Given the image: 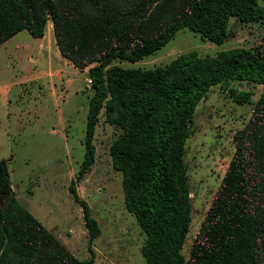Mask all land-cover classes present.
<instances>
[{"label": "trees", "instance_id": "obj_1", "mask_svg": "<svg viewBox=\"0 0 264 264\" xmlns=\"http://www.w3.org/2000/svg\"><path fill=\"white\" fill-rule=\"evenodd\" d=\"M0 0V44L26 29L43 36L51 20L56 44L73 65L87 69L92 93L83 137L84 155L69 191L82 208L88 229V259L65 250L12 194L6 161L0 158V264H36L43 250L48 264H89L100 232L76 183L94 161L93 136L99 114L120 128L109 145L111 164L121 173L125 208L145 233L144 264H264V56L234 46L215 54L179 53L149 68L123 66L155 52L183 27L221 43L233 16L264 23L258 0H191L152 35L134 37L126 18L132 0ZM126 2V5H125ZM132 42L134 44L132 45ZM262 84L251 122L237 147L192 244L181 253L190 220V182L184 161L196 105L213 84ZM246 102L251 91L229 87ZM5 199V200H4ZM4 200V204L1 201Z\"/></svg>", "mask_w": 264, "mask_h": 264}, {"label": "rangeland", "instance_id": "obj_2", "mask_svg": "<svg viewBox=\"0 0 264 264\" xmlns=\"http://www.w3.org/2000/svg\"><path fill=\"white\" fill-rule=\"evenodd\" d=\"M189 2L132 0L126 6V18L133 22L130 28L134 37L152 35ZM258 2L264 5V0ZM227 28L225 40L215 43L183 27L155 52L134 62L113 63L149 68L165 64L184 51L205 55L234 46L250 47L264 56V23L243 22L231 16ZM48 37L55 43L54 49L53 29L46 30L42 48L40 40L26 29L0 44V158L6 161L11 192L19 203L65 250L78 259H88V229L82 208L68 186L84 155V129L92 93L87 69L94 62L82 68L71 63L61 66L56 52L46 45ZM229 87L250 90V99L236 102ZM261 90V83L250 81L213 84L189 121L191 132L183 157L189 173L191 220L180 249L187 260L236 151L237 136L255 113ZM119 133V127L104 121L101 110L93 136L94 161L76 183L78 194L87 201L100 227L93 239L94 254L89 264H144L140 246L145 233L125 208L122 176L113 169L109 154V145ZM45 254L43 250L38 253L36 264H48Z\"/></svg>", "mask_w": 264, "mask_h": 264}, {"label": "crops", "instance_id": "obj_3", "mask_svg": "<svg viewBox=\"0 0 264 264\" xmlns=\"http://www.w3.org/2000/svg\"><path fill=\"white\" fill-rule=\"evenodd\" d=\"M46 30H50V31H52V23H51V21L50 20H48L47 21V23H46V26H45V31H44V34H43V36H39V37H36L37 39H39L40 40V48H42L43 46H44V38L46 37ZM18 33V32H17ZM16 33V34H17ZM15 35V34H14ZM14 35H12V36H14ZM12 36H11V38H12ZM10 38V37H9ZM4 42H6V40L4 41ZM3 42V43H4ZM47 46H48V48L51 50V49H53L52 48V43H54L53 42V40L51 39V37H48V39H47ZM2 43V44H3ZM55 44V43H54ZM56 46V45H55ZM54 50V52H56V59H57V61H58V63L61 65V66H64V65H66V64H68V63H71V64H73L72 62H70L68 59H66L65 57H63L61 54H60V51H59V49L57 48V46L53 49ZM51 55L49 54V57H50ZM51 58V57H50ZM31 59L32 60H35L36 59V57H31ZM75 66V65H74ZM56 72L59 74L60 72H61V70H56Z\"/></svg>", "mask_w": 264, "mask_h": 264}, {"label": "built area", "instance_id": "obj_4", "mask_svg": "<svg viewBox=\"0 0 264 264\" xmlns=\"http://www.w3.org/2000/svg\"><path fill=\"white\" fill-rule=\"evenodd\" d=\"M90 80V79H89Z\"/></svg>", "mask_w": 264, "mask_h": 264}]
</instances>
